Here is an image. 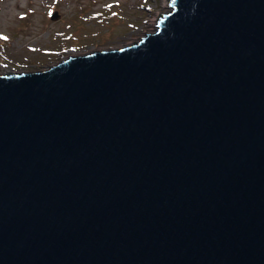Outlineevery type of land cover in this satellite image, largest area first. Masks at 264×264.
I'll return each instance as SVG.
<instances>
[{
    "label": "water",
    "instance_id": "1",
    "mask_svg": "<svg viewBox=\"0 0 264 264\" xmlns=\"http://www.w3.org/2000/svg\"><path fill=\"white\" fill-rule=\"evenodd\" d=\"M170 3L0 74V264H264V0Z\"/></svg>",
    "mask_w": 264,
    "mask_h": 264
},
{
    "label": "rangeland",
    "instance_id": "2",
    "mask_svg": "<svg viewBox=\"0 0 264 264\" xmlns=\"http://www.w3.org/2000/svg\"><path fill=\"white\" fill-rule=\"evenodd\" d=\"M166 1V3H165ZM172 0H0V74L46 70L156 31Z\"/></svg>",
    "mask_w": 264,
    "mask_h": 264
},
{
    "label": "snow or ice",
    "instance_id": "3",
    "mask_svg": "<svg viewBox=\"0 0 264 264\" xmlns=\"http://www.w3.org/2000/svg\"><path fill=\"white\" fill-rule=\"evenodd\" d=\"M0 38H2V39H5V40H7V39H8V37H7V36H2V37H0Z\"/></svg>",
    "mask_w": 264,
    "mask_h": 264
},
{
    "label": "bare ground",
    "instance_id": "4",
    "mask_svg": "<svg viewBox=\"0 0 264 264\" xmlns=\"http://www.w3.org/2000/svg\"><path fill=\"white\" fill-rule=\"evenodd\" d=\"M165 3H166V1H165Z\"/></svg>",
    "mask_w": 264,
    "mask_h": 264
}]
</instances>
